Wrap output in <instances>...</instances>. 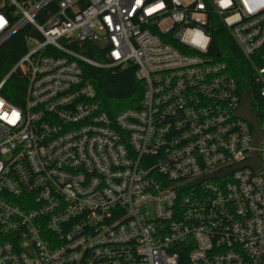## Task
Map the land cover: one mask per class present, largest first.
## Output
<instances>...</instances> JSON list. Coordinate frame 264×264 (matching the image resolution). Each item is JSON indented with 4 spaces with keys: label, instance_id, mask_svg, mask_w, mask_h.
<instances>
[{
    "label": "built area",
    "instance_id": "obj_1",
    "mask_svg": "<svg viewBox=\"0 0 264 264\" xmlns=\"http://www.w3.org/2000/svg\"><path fill=\"white\" fill-rule=\"evenodd\" d=\"M217 24L256 66L257 144ZM22 31L0 80V264H264V0H0V48ZM84 64H133L138 107L104 110ZM17 72L22 105L1 92Z\"/></svg>",
    "mask_w": 264,
    "mask_h": 264
},
{
    "label": "trees",
    "instance_id": "obj_2",
    "mask_svg": "<svg viewBox=\"0 0 264 264\" xmlns=\"http://www.w3.org/2000/svg\"><path fill=\"white\" fill-rule=\"evenodd\" d=\"M211 41L209 53L213 58L224 60L236 77L242 91L249 90L253 97L256 94L255 65L246 57L237 46L231 31L217 24L210 29ZM25 31L12 38L0 48V80L19 60L26 50L24 39ZM87 54L101 62L105 58L104 50L96 44L86 43ZM178 45L177 43H174ZM261 65L260 63H257ZM136 67L129 64L126 67H96L89 64L83 65L84 76L91 81L97 89L98 99L102 108L115 116L120 111L138 107L144 92V85L135 76ZM27 81L18 72L13 73L5 82L2 94L14 104L22 105L25 101ZM183 259V256H182ZM184 264V263H180Z\"/></svg>",
    "mask_w": 264,
    "mask_h": 264
},
{
    "label": "water",
    "instance_id": "obj_3",
    "mask_svg": "<svg viewBox=\"0 0 264 264\" xmlns=\"http://www.w3.org/2000/svg\"><path fill=\"white\" fill-rule=\"evenodd\" d=\"M86 50H87V48L84 49V51H86ZM244 97H245L246 101L244 103L243 108L238 112V114H239V116L244 117V119H246L247 121L251 122V124L253 125L254 130H255V133H254L255 134L254 135L255 144H257V142L260 140L262 134H261V131H260L259 126H258L256 115L251 113L252 107L250 105V102L252 100H251V93L249 90L245 91ZM247 164L251 165L254 168H257L259 166V161L257 159L256 152H255V160H253L252 162H243V163H240L238 165L239 166H244V165L247 166Z\"/></svg>",
    "mask_w": 264,
    "mask_h": 264
}]
</instances>
